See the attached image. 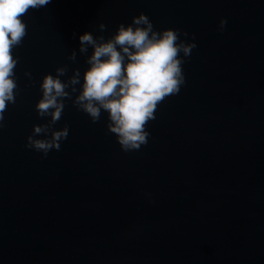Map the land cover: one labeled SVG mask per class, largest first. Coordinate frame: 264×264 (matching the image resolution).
Listing matches in <instances>:
<instances>
[{
    "label": "water",
    "instance_id": "95a60500",
    "mask_svg": "<svg viewBox=\"0 0 264 264\" xmlns=\"http://www.w3.org/2000/svg\"><path fill=\"white\" fill-rule=\"evenodd\" d=\"M140 14L197 47L148 143L124 152L106 112L92 123L73 106L93 51L79 37L106 42ZM22 20L0 127V264H264V0H50ZM64 66L61 81L78 69L81 82L52 130L69 135L43 157L26 138L50 120L35 111L43 77Z\"/></svg>",
    "mask_w": 264,
    "mask_h": 264
},
{
    "label": "clouds",
    "instance_id": "9594fccd",
    "mask_svg": "<svg viewBox=\"0 0 264 264\" xmlns=\"http://www.w3.org/2000/svg\"><path fill=\"white\" fill-rule=\"evenodd\" d=\"M50 0H0V127H3L4 113L9 104H14L17 94L15 68L18 58L13 57V49L20 46L27 35L23 22L30 9L46 6ZM227 21L221 19L218 31L223 32ZM101 32L106 26L99 24ZM177 30L156 32L147 16L140 14L132 18L130 25L120 24L115 34L106 42L103 36L94 38L90 33L79 37V52L85 54L92 48L86 59L89 65L84 71L79 95L73 106L86 113L92 123L100 120L101 110L107 113L108 132L116 136L117 143L124 152L139 150L148 143V123L155 119L159 104L166 98L179 93L185 83L182 65L184 58L197 47L195 43H185ZM194 39V37H193ZM77 53L72 51L68 60L75 62ZM67 66L55 69L56 75H45L40 84L42 97L35 105L39 118L50 116L47 124L33 126L32 135L26 138L25 147L42 154L59 151L61 142L69 135L67 125L53 131L52 126L63 114L64 100L71 99L77 91L75 85L81 82V73L73 69L67 82ZM31 79L30 73H24ZM70 89V91H66ZM45 139H34L43 135Z\"/></svg>",
    "mask_w": 264,
    "mask_h": 264
}]
</instances>
